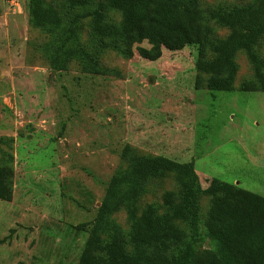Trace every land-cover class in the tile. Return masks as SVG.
I'll return each instance as SVG.
<instances>
[{
	"label": "rangeland",
	"instance_id": "obj_1",
	"mask_svg": "<svg viewBox=\"0 0 264 264\" xmlns=\"http://www.w3.org/2000/svg\"><path fill=\"white\" fill-rule=\"evenodd\" d=\"M26 4L0 0V166L11 185L10 200L0 199V264H76L88 232L75 226L94 217L126 144L193 165L151 179L139 199V209L161 205L171 191L160 208L177 229L160 242L167 250L203 218L212 177L264 196V91L239 88L253 76L242 51L231 91L195 87L194 46L162 48L156 60L107 50L100 60L110 71L88 73L77 61L53 71L47 35L29 24ZM256 49L264 57V37ZM114 216L126 230L124 209Z\"/></svg>",
	"mask_w": 264,
	"mask_h": 264
},
{
	"label": "trees",
	"instance_id": "obj_2",
	"mask_svg": "<svg viewBox=\"0 0 264 264\" xmlns=\"http://www.w3.org/2000/svg\"><path fill=\"white\" fill-rule=\"evenodd\" d=\"M26 10L29 24L47 35L44 55L53 71L66 70L72 61L88 73L110 71L100 60L107 50L130 58L135 49L141 58L156 60L162 48L194 46L195 87L233 90L235 56L242 51L253 76L239 88L264 91V57L256 49L264 37V0H27ZM216 26L227 33L218 35ZM143 41L149 46L140 45ZM120 159L92 220L75 226L88 232L76 264H264V196L212 177L203 218L193 221L178 250H167L160 242L174 240L177 229L163 220L160 208L171 191L163 192L161 205L148 202L139 209V199L151 179L178 176L192 170V163L141 154L128 144ZM8 177L0 166L2 200L11 198ZM121 209L126 230L114 216Z\"/></svg>",
	"mask_w": 264,
	"mask_h": 264
},
{
	"label": "built area",
	"instance_id": "obj_3",
	"mask_svg": "<svg viewBox=\"0 0 264 264\" xmlns=\"http://www.w3.org/2000/svg\"><path fill=\"white\" fill-rule=\"evenodd\" d=\"M16 5H17V7L19 8V4L17 3Z\"/></svg>",
	"mask_w": 264,
	"mask_h": 264
}]
</instances>
